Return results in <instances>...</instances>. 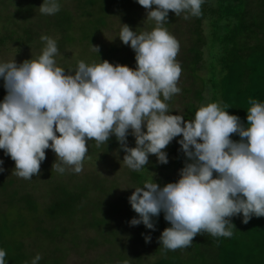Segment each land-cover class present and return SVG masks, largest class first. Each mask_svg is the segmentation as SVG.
<instances>
[{
    "label": "clouds",
    "instance_id": "clouds-1",
    "mask_svg": "<svg viewBox=\"0 0 264 264\" xmlns=\"http://www.w3.org/2000/svg\"><path fill=\"white\" fill-rule=\"evenodd\" d=\"M137 2L146 9L145 21H155V27L137 33L123 24L119 32L136 54L135 68L108 60L91 65L79 61L66 73L55 60L57 42L47 35L40 38L46 46L38 58L0 62L6 90L0 101V150L15 162L14 174L28 180L39 176L46 149L60 162L53 170L63 174L62 165H67L80 173L88 141L99 146L114 135L125 152L124 164L140 171L150 154L167 164L164 150L182 136L177 142L187 159L180 178L163 186L154 180L134 187L128 200L138 215L130 226L143 223L155 230L154 217L163 212L171 226L159 241L173 251L191 246L197 234L231 237V217L242 215L245 224L253 216L264 217V103L250 98L247 126L217 102L202 105L187 121L172 114L167 101L181 91L177 85L182 69L176 61L178 41L163 24L170 11L177 17L183 13L184 19L199 17L205 0ZM39 11L56 14L59 0H43ZM92 50L100 53L98 46ZM129 134L135 147L127 142ZM3 164L0 159V173ZM144 238L151 241L150 235ZM6 255L0 248V264H9ZM41 259L37 254L31 264Z\"/></svg>",
    "mask_w": 264,
    "mask_h": 264
},
{
    "label": "trees",
    "instance_id": "trees-1",
    "mask_svg": "<svg viewBox=\"0 0 264 264\" xmlns=\"http://www.w3.org/2000/svg\"><path fill=\"white\" fill-rule=\"evenodd\" d=\"M34 1L29 3V9L25 11L35 14L29 18L25 15V9L20 8L21 0H0V48L10 43L16 50L26 49L29 46L38 47L37 43L42 41L41 36L46 34L49 36L51 28L54 27L55 32L59 34V38H56L58 51L67 47L78 48V52L74 50L73 59L69 62L71 64H57L65 68L66 73L74 67L73 65H78L79 61L90 65L101 63L102 61H99L101 56L103 60L111 61L113 64L136 67V54L129 45H125L121 40L109 42L98 37L104 29L114 25L116 16L122 17L121 27L116 30L118 33L123 24L129 25L137 33L151 31L155 27V21H145L146 9L137 0H72L71 2H77V7L72 4L75 11L78 10L80 14L73 13L69 5H65L69 0H59V12L49 16L43 15L44 19L36 20V24H33L37 14L36 9L41 5L39 0ZM201 9L199 17L190 16L189 19H184L183 13L177 17L170 11L168 21L163 24L172 35L175 26L181 30L182 33L177 40L180 48L176 61L181 66L183 74L191 80V84L182 89L181 105L178 110L186 121L193 119L195 112L206 98L205 93L208 92L210 97L206 104L219 103L223 110L238 115L242 123L247 126V109L251 107L250 98L264 103V0H205ZM94 10L103 13L100 20L99 16H95ZM3 14L10 19L8 23L2 21L5 19ZM85 19L89 23H94L97 19L98 21H95L93 35L88 34L79 38L77 33L87 28L83 25ZM98 39L101 40L100 53L86 49L88 43L94 44ZM42 44L46 46V42L42 41ZM41 54H38V57ZM168 102L171 104L170 100ZM180 138L182 136L174 138L164 150L170 162L160 164L157 159H150L141 171H135L134 177L139 180L141 187L146 181L155 180L163 186L180 178L179 174H167L166 181L162 182L153 172L154 169L159 170V168L170 169L173 165L180 169L184 167L187 158L180 151L181 146L177 142ZM231 138L240 140L238 134H232ZM115 141L114 135L108 142L99 146L94 140L88 141L87 146H90L88 155L97 156L99 152L100 157H105L106 151L115 145ZM4 168L5 171L0 173V199L3 198L2 201L0 200V248L6 250L5 259L9 264H31L37 254L42 256L39 264H69L66 262V257L73 247L63 241L70 230L69 220L80 217L86 219L89 226L95 227H101L109 222L105 216L109 214L105 207L114 206V203L107 204V200L93 193L94 190L106 191L105 187L111 183L109 178L95 179L92 184L84 179L74 184L64 179L47 180L50 183V199L41 202L33 192H22L14 185V180L7 181L4 173L8 168ZM215 175L214 173V177ZM114 189L113 187L111 191ZM15 212L21 217V212L28 213L31 221L15 218L13 216ZM79 212L86 214L91 212L92 220L85 215L77 216ZM155 219L157 220L155 230L146 228L143 223L138 225L137 242L144 243V236L149 233L156 238L161 236L169 222L164 219L163 212ZM230 219L235 225L232 226L231 237H214L209 233L197 234L191 246L174 251L164 247L162 250L154 251L156 248L154 244L152 253L145 254V258L141 250L135 253L134 262L136 264H264V217L253 216L247 224L242 222V215ZM75 231L73 242L83 241L80 233ZM106 233L101 228L98 236L86 241L87 249H94L103 241H109ZM106 264L121 263L110 261Z\"/></svg>",
    "mask_w": 264,
    "mask_h": 264
},
{
    "label": "rangeland",
    "instance_id": "rangeland-1",
    "mask_svg": "<svg viewBox=\"0 0 264 264\" xmlns=\"http://www.w3.org/2000/svg\"><path fill=\"white\" fill-rule=\"evenodd\" d=\"M22 6L20 8H24V12L29 9V3L33 2V0H21ZM43 0H39L41 4ZM72 0L66 1L65 5L68 4L70 9L73 11V13L80 14L78 10L75 11L74 6H78L77 2H71ZM36 2V0L34 1ZM73 3V4H72ZM67 6V5H66ZM95 16H99L98 19L100 20L103 13H100V11H95ZM36 16L33 19V24H36L35 21L40 19H44L42 16L43 14L40 13L39 8L36 9ZM101 14V15H100ZM5 19H2L3 22L8 23L9 18L6 14H3ZM26 17L29 16V18L32 15L29 12H25ZM49 16V15H48ZM121 15L116 16L115 23L113 26H109L106 29H104L98 37L103 38L104 40H108L109 42H118L120 39L118 37V31L121 27ZM95 20V21H98ZM25 20H22L24 22ZM89 23L86 19L83 20V25H85L87 28L83 29L82 31L77 33V37L81 38L85 35H93L95 24ZM99 22L97 23V25ZM30 25V24H29ZM38 31L39 28H36ZM45 30V28L43 29ZM56 30L54 27L51 28V33L49 37L56 40V38H59V34L55 32ZM120 32V31H119ZM174 33L173 36L178 40L180 38V34L182 33L181 30L178 28V26H175V28L172 30ZM53 36H52V35ZM47 35V34H46ZM41 36V35H40ZM101 40L98 39L96 43L91 44L88 43L86 49L93 51V45L98 46L100 48V42ZM38 42V41H36ZM44 42V41H43ZM35 45L38 44V47H27L26 49H14V47L10 44H6L4 47L0 48V62H8L16 60V62L22 63L25 60L28 59H36L38 58V54L42 53V50L44 49L45 45L41 42L33 43ZM43 45V46H41ZM86 45V42H85ZM182 45V42H181ZM12 47V48H11ZM182 47V46H181ZM85 48V47H84ZM180 48V47H179ZM74 50L78 52V48H69L62 51H58V54L55 56V60L57 64L64 65V64H71L69 63L73 59ZM181 54L183 52V49L181 48ZM96 52V51H93ZM103 60V56L100 57L99 61ZM111 62V61H110ZM72 69L70 71H74L77 67V65H73ZM75 68V69H73ZM182 69V68H181ZM185 73V72H184ZM191 84L190 78H188L186 75L183 74L181 71L180 78L178 80V87L181 89V91L178 94H175L172 99H170L171 104L167 101V103L170 106V111H172V114H181V112L178 110V107L181 105V93L182 89L184 87H187ZM6 95V90L3 87V80L0 79V101L3 100L4 96ZM188 95V94H187ZM205 100L200 104V107L202 105H205L207 100L209 99L210 95L205 93ZM187 97H185L186 100ZM128 144L130 147H135V137L131 134L128 136ZM88 149L90 146H87ZM91 150V148H90ZM89 152V150H88ZM88 152L86 153L85 159L83 161V168L80 173H75L71 166L62 165L65 167V172L63 174L59 173L56 170H53V164L57 161V163H60L59 160H57V156L51 149H46V159L41 163V169L39 176H33L32 179H23L14 174V168H15V162L11 159L10 156H6L4 154L3 150H0V159L4 160V166L6 169L8 168V171L4 173L5 179L7 181L14 180V185L16 187H19L22 192L24 191H30L33 192V194L37 197V199L41 202L48 201L50 199L49 196V188L50 183L47 182V180H53L56 178V180L64 179L67 182H70L72 184L76 182H81L83 179L86 180L88 183L92 184L95 179H98L101 177L109 178L110 184H107L106 191L102 192L101 190H94L93 193L98 195L99 197H102L103 199L107 200V204L110 202L114 203V206H106V212L109 214H105L106 218H108L109 222L106 225H103L101 227H95V226H89L86 223V219H80V217L75 219H70L69 222L71 226L69 225V231L66 233L67 236L63 238V241L65 240V243L72 246L73 249L70 251V254L68 257H66V262L69 264H106L107 262L114 261L116 263L121 264H136L135 259L138 251L141 250L143 252V256L145 258V254L152 253L153 245L156 244V248L154 251L163 248L161 245L159 238H156L152 233H149L148 235L151 236L150 242H137L136 237L138 236V226H130V220L133 217H136L137 214L132 209L129 200H127L128 196L132 194L133 191H135L134 187H141L140 182L138 179H135L134 174L135 171L131 170L127 167V165L123 162V157L125 155V152L121 149L120 144L118 140L116 139L115 145L109 150L106 151L105 157H100L99 152L97 153V156L93 154L92 156L88 155ZM90 154V153H89ZM174 158V156H173ZM150 159H157V157L153 154H150ZM170 162V161H169ZM180 168L175 167L174 165L169 168H159V170L154 169V174L161 178L162 182H165L166 175H177L179 174ZM141 171V170H140ZM106 184V183H105ZM114 184V185H113ZM115 188L113 191H111ZM127 188V189H122ZM106 192V193H105ZM105 195V196H104ZM1 201L3 198L0 199ZM130 206V207H129ZM131 209V210H130ZM112 212H116V214H110ZM22 213V217L19 215L18 212H15L13 216L15 218H22L26 219L28 221H31L30 217H28V213ZM89 217L92 220L91 212L88 214L79 212L77 216H83ZM81 217V218H83ZM117 219V220H116ZM154 221L157 225V220L154 217ZM120 224V226H119ZM170 223L167 224V227H170ZM106 227V228H105ZM102 228V231L107 232L106 235L108 236V240L103 243L99 244L97 247L87 249V240L90 238H95L99 235L100 229ZM77 230L83 241L81 240H74L73 232H76ZM106 230V231H105ZM30 230L28 229L27 232ZM148 232V231H147ZM44 245L46 243H43ZM76 244V245H75Z\"/></svg>",
    "mask_w": 264,
    "mask_h": 264
}]
</instances>
